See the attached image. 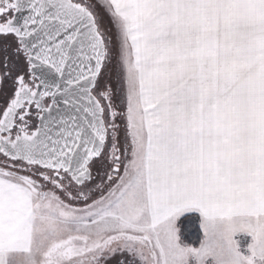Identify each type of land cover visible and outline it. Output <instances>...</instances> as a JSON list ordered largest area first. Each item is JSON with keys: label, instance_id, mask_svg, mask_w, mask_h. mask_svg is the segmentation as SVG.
Here are the masks:
<instances>
[{"label": "snow or ice", "instance_id": "obj_1", "mask_svg": "<svg viewBox=\"0 0 264 264\" xmlns=\"http://www.w3.org/2000/svg\"><path fill=\"white\" fill-rule=\"evenodd\" d=\"M0 264H264V0H0Z\"/></svg>", "mask_w": 264, "mask_h": 264}, {"label": "trees", "instance_id": "obj_2", "mask_svg": "<svg viewBox=\"0 0 264 264\" xmlns=\"http://www.w3.org/2000/svg\"><path fill=\"white\" fill-rule=\"evenodd\" d=\"M183 235L188 242H194L198 240L199 237V229H198V221H195L191 225L183 226Z\"/></svg>", "mask_w": 264, "mask_h": 264}]
</instances>
